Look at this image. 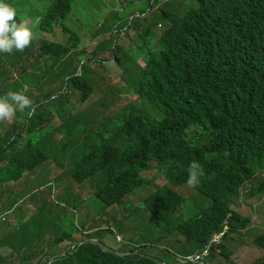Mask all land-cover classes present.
<instances>
[{
	"label": "clouds",
	"instance_id": "obj_1",
	"mask_svg": "<svg viewBox=\"0 0 264 264\" xmlns=\"http://www.w3.org/2000/svg\"><path fill=\"white\" fill-rule=\"evenodd\" d=\"M69 1L0 0V254L26 259L39 249L35 239L26 245L24 217L36 218L48 241L69 237L62 247L93 244L130 261L264 264V169L255 168L254 144L209 155L226 134L208 116L205 96L149 68L162 32L153 34L150 51L132 12L118 34L122 21L114 17L124 0H103L110 24L74 45L89 23L83 7ZM144 1L154 7L169 0ZM227 8L234 20L220 21V77L248 81L264 94V0ZM104 41L131 47L129 62L116 65L109 52H95ZM194 119L208 126L195 128L186 144L183 131ZM188 151L197 160L186 169ZM109 186L122 204L101 209L94 198ZM22 187L31 193L9 192ZM114 213L124 226L111 221ZM167 213L174 227L157 222ZM146 220L156 223L161 251L145 248L150 236L136 223ZM110 239L120 248H110Z\"/></svg>",
	"mask_w": 264,
	"mask_h": 264
},
{
	"label": "trees",
	"instance_id": "obj_2",
	"mask_svg": "<svg viewBox=\"0 0 264 264\" xmlns=\"http://www.w3.org/2000/svg\"><path fill=\"white\" fill-rule=\"evenodd\" d=\"M137 1L139 2L124 0L118 5L114 17V19L122 21V24L118 26V34L132 12L140 15L132 26L143 35L141 41L149 47L150 51L153 34L162 32L163 35L159 38L161 46L155 52H151L152 59L149 68L158 73L161 78L166 77L169 82L178 81L180 78L190 86L199 89L205 96L202 102L209 112L208 116L214 121L218 130L226 134L209 152V155H220L223 151L237 147L246 141L250 144V148L251 144H254L253 158L256 170L264 169V94L251 86L248 81L224 82V79L220 77L217 60V55L221 49L218 43L220 21L223 19L234 20L227 7H234L237 0H169L162 6L156 5L154 7L148 1ZM161 1L163 0H159L157 3ZM69 4L70 1L67 0L65 6ZM104 4L103 0H98L89 5L94 10L95 15L99 13V17L96 18L94 24H86L79 33L74 34V45L79 44L88 31L95 32L97 36L103 34L104 27L111 21L109 16L103 14ZM149 7L151 10L148 12ZM144 13H147L145 17L143 16ZM99 23L102 24L101 28L98 27ZM162 25L163 27L160 28ZM97 49L101 53L109 52L116 65L128 63L132 52V48H125L122 42H118L113 47L111 42L104 41L99 48H96L95 52ZM138 51L145 52L146 47L141 46ZM22 82H17V84ZM206 126L208 124L202 119L190 121L187 129L183 131L185 143L188 144L189 140L195 136V128ZM194 160L196 161L197 158L188 151L185 168L188 169ZM207 180L210 184L217 186L216 181H213L211 177H208ZM136 184L140 186L142 181L137 180ZM9 192L17 197H26L31 193L25 187L10 189ZM125 193H128V188L125 189ZM164 193L160 191L158 196L164 195ZM14 195L7 194V197ZM121 201L117 188L109 186L105 191H101L100 196L94 198L95 203L93 204L101 209H109L116 204L121 205ZM157 212L161 213V209H158ZM110 219L113 222H119L118 226L125 225L122 219L116 217V213ZM157 222L169 227L176 225L175 219L169 213L166 214L165 218H159ZM38 224L36 218L21 217L23 228L20 230L26 233L27 247L34 239L36 246L39 247L31 255L32 258L15 259L13 256L0 254V264H34V262L41 264L44 259H46L44 264H114L116 262L117 264H158L151 258L130 261L113 256L93 244L73 247L75 243H72L67 247H62L60 244L68 240L69 237H56L55 240L48 241L43 237V230ZM136 224H138L137 230L143 231L147 237L150 236L147 238L145 246L147 252L155 253V247L161 251L162 247H159L153 239L157 232L153 227L156 224L155 221L146 220ZM161 242L162 240H160ZM68 248L66 255L55 259L51 258L52 255L60 254ZM160 254L165 255L162 252Z\"/></svg>",
	"mask_w": 264,
	"mask_h": 264
},
{
	"label": "rangeland",
	"instance_id": "obj_3",
	"mask_svg": "<svg viewBox=\"0 0 264 264\" xmlns=\"http://www.w3.org/2000/svg\"><path fill=\"white\" fill-rule=\"evenodd\" d=\"M95 1H98V0H93L92 2L90 0H76V2H78L83 7L84 12L86 13L87 21L90 24H93V22H94L93 16H94L95 12L89 5ZM131 38H132V40H138V35L135 32H132ZM132 40L129 38V40L127 41V44H130ZM153 46L155 48H157V42L156 41H154ZM101 91H103V90H98V92H101ZM4 92H5V89L3 88L2 93H4ZM8 220H9V218H8ZM72 228H74V226H72L70 229H72ZM107 244L112 249L120 248V245L116 244L115 240H112V239L108 240Z\"/></svg>",
	"mask_w": 264,
	"mask_h": 264
}]
</instances>
